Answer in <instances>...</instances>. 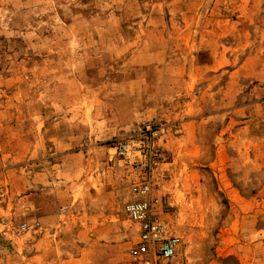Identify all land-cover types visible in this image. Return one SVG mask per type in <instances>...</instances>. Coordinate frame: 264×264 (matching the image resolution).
Returning <instances> with one entry per match:
<instances>
[{"label": "rangeland", "instance_id": "obj_1", "mask_svg": "<svg viewBox=\"0 0 264 264\" xmlns=\"http://www.w3.org/2000/svg\"><path fill=\"white\" fill-rule=\"evenodd\" d=\"M142 183L139 264H264V0H0V264H133Z\"/></svg>", "mask_w": 264, "mask_h": 264}, {"label": "built area", "instance_id": "obj_2", "mask_svg": "<svg viewBox=\"0 0 264 264\" xmlns=\"http://www.w3.org/2000/svg\"><path fill=\"white\" fill-rule=\"evenodd\" d=\"M163 133V129L146 125L144 132L138 136L118 142L114 145V152L124 163L131 167L148 172L157 156L155 141ZM148 183L132 186L136 197L127 205V213L138 227V237L134 246L129 250L133 264H139L138 259L144 258L156 262L162 260L170 262L177 254L180 240L173 234H168L159 218L154 213V203L148 197Z\"/></svg>", "mask_w": 264, "mask_h": 264}]
</instances>
